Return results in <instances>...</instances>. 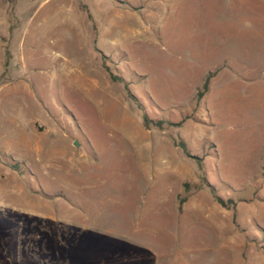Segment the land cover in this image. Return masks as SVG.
<instances>
[{"label":"rangeland","instance_id":"obj_1","mask_svg":"<svg viewBox=\"0 0 264 264\" xmlns=\"http://www.w3.org/2000/svg\"><path fill=\"white\" fill-rule=\"evenodd\" d=\"M0 264H264V0H0Z\"/></svg>","mask_w":264,"mask_h":264},{"label":"trees","instance_id":"obj_2","mask_svg":"<svg viewBox=\"0 0 264 264\" xmlns=\"http://www.w3.org/2000/svg\"><path fill=\"white\" fill-rule=\"evenodd\" d=\"M110 78L112 80H118V79H116V77H114L112 75H110ZM207 87H208V80H206L205 83H204V85H203V92H205L207 90ZM200 96H201V93H198V97H200ZM143 123H144V126H147L148 125V120H147L146 117L143 118ZM182 147L184 148V146H182ZM217 201L219 203H221V201H219V199H217Z\"/></svg>","mask_w":264,"mask_h":264},{"label":"water","instance_id":"obj_3","mask_svg":"<svg viewBox=\"0 0 264 264\" xmlns=\"http://www.w3.org/2000/svg\"><path fill=\"white\" fill-rule=\"evenodd\" d=\"M77 145H78V143L76 141H74V146H77Z\"/></svg>","mask_w":264,"mask_h":264}]
</instances>
